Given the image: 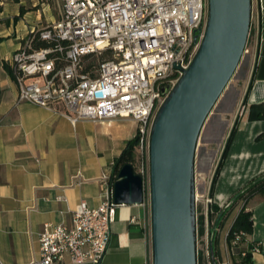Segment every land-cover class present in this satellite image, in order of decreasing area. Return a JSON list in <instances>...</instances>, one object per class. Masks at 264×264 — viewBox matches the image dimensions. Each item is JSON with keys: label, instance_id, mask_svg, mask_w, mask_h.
<instances>
[{"label": "crops", "instance_id": "0c3cea01", "mask_svg": "<svg viewBox=\"0 0 264 264\" xmlns=\"http://www.w3.org/2000/svg\"><path fill=\"white\" fill-rule=\"evenodd\" d=\"M0 4V264H33L41 256L45 223L71 227V212L82 200L89 207L102 203L100 177L107 171L117 179L115 163L139 124L132 117L73 122L55 109L18 103L19 89L6 65L12 68L13 55L31 29L59 17L52 15L49 0ZM253 31V53L237 96L211 123L207 119L198 144L196 173L205 178L203 193L227 148L213 188V205L221 208L264 175V15ZM242 103L246 110L240 114ZM244 205L242 200L231 204L218 229L219 264H238L246 256L243 252L250 253V264H264V189L246 203L253 214L252 231L238 244L227 240ZM150 219L148 204H119L102 264H145L151 257L145 227ZM256 244L260 250L252 251Z\"/></svg>", "mask_w": 264, "mask_h": 264}, {"label": "built area", "instance_id": "2783aa9c", "mask_svg": "<svg viewBox=\"0 0 264 264\" xmlns=\"http://www.w3.org/2000/svg\"><path fill=\"white\" fill-rule=\"evenodd\" d=\"M58 1L59 18L31 29L13 55L17 102L55 109L73 122L136 119L142 154L138 173L144 177L152 123L167 97L162 87L167 84L170 91L194 59L205 34L208 0ZM263 15L264 0H253L251 31L260 28ZM245 110L242 103L239 113ZM115 181L111 172H103L102 203L89 207L82 200L71 212L73 226L44 224L41 256L33 264H102L119 205ZM199 181L205 178L196 173V185ZM212 182L206 193H196L206 227L214 203ZM145 227L151 237V219ZM244 235L236 232L232 242L240 243ZM259 250L258 244L252 248ZM145 264H152V256Z\"/></svg>", "mask_w": 264, "mask_h": 264}, {"label": "water", "instance_id": "95a60500", "mask_svg": "<svg viewBox=\"0 0 264 264\" xmlns=\"http://www.w3.org/2000/svg\"><path fill=\"white\" fill-rule=\"evenodd\" d=\"M252 14L253 0H208L205 34L194 59L170 91L169 85L162 87L167 97L149 141L152 264H199V139L245 53ZM113 187L117 204H141L146 198V181L131 163L121 167ZM212 261L218 264L213 250Z\"/></svg>", "mask_w": 264, "mask_h": 264}, {"label": "trees", "instance_id": "16d2710c", "mask_svg": "<svg viewBox=\"0 0 264 264\" xmlns=\"http://www.w3.org/2000/svg\"><path fill=\"white\" fill-rule=\"evenodd\" d=\"M49 1L52 3V0H49ZM2 10H3V6L0 4V13L2 12ZM23 12H25V8H22V13ZM6 67H8L9 73L13 76L12 68L9 67L8 65H6ZM250 89H251V85L249 86L248 93H249ZM234 131H235V128L233 129V131L231 133L228 145L232 139ZM139 143H140V137H139L138 133L136 134V136L133 139H131L127 142L125 149L123 150L121 156L118 158V160L115 163L114 173L116 174V176L118 175V173H119V171L123 165H125L127 163H131L134 165L135 152H136V149H137ZM228 145H227V147H228ZM226 151H227V148L223 154L221 161L219 162V164L217 166L216 173H215L214 178H213L212 187H211V194L212 195H213L214 184H215L217 176L221 170V166L223 164V159L225 158ZM116 176H115V178H117ZM263 189H264V175L252 180L242 191H240L235 196L234 202L242 200L245 205L243 206V208L239 212L238 216L236 217L233 225L231 226V228L228 232V236H227L228 242H231L233 240L236 232L243 231L244 233H249L252 231V229H253L252 215L253 214L250 210L246 209V203L249 201V199L251 197H253L256 193L262 191ZM229 208L230 207H227L225 209V208H221V207L216 206V205H212L210 208V213H209L208 219H209V234L211 236V238H210L211 256H212V250H213L216 259H217L216 244L218 241V229H220L223 226L224 219L229 212ZM218 219H219V221H218ZM217 221H218L217 231L213 235V228H214ZM205 224H206L205 215L204 214L199 215L198 216V236L200 234L205 233V230H206ZM217 263L219 264L218 260H217ZM250 263H251L250 262V253H247L246 256L243 258V260L240 261L238 264H250Z\"/></svg>", "mask_w": 264, "mask_h": 264}, {"label": "rangeland", "instance_id": "374dc122", "mask_svg": "<svg viewBox=\"0 0 264 264\" xmlns=\"http://www.w3.org/2000/svg\"><path fill=\"white\" fill-rule=\"evenodd\" d=\"M61 11V4L58 0H52V6H51V12L52 15L55 16V18L59 17ZM253 45H254V31L252 28V31L250 33L248 43L246 46L245 53L241 59V62L232 76L226 90L222 94L221 98L215 105V107L212 110L211 115L209 116V119L207 123H211L217 116V113L229 106L233 100L237 96L238 89L241 87V83L246 75L252 53H253ZM202 142V136L199 139V143ZM199 152V145L197 153ZM146 155V154H145ZM141 151L136 149L135 152V159H134V167L137 172H140L141 170ZM147 162V161H146ZM144 179L146 181V199L147 204L150 206V163H149V154H148V162L146 163V170H145ZM197 192L198 194L203 193V183L199 181L197 185ZM204 204L203 201L200 199L197 203V215H201L204 212ZM219 236V234H218ZM210 234H209V226L206 227L205 233L200 234L198 236V252H199V264H213L212 256H211V247H210Z\"/></svg>", "mask_w": 264, "mask_h": 264}]
</instances>
